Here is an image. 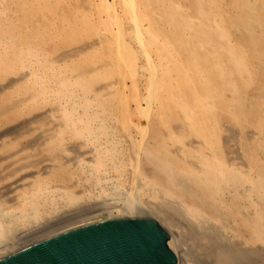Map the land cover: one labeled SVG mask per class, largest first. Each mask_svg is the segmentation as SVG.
<instances>
[{
	"label": "bare ground",
	"instance_id": "bare-ground-1",
	"mask_svg": "<svg viewBox=\"0 0 264 264\" xmlns=\"http://www.w3.org/2000/svg\"><path fill=\"white\" fill-rule=\"evenodd\" d=\"M123 2L134 24L129 43L119 21L93 23L85 0H0V126L46 106L64 121L52 136L22 144L48 153L51 163L47 178L32 183L27 212L38 215L46 183L68 188L77 174L94 183L111 170L122 178L130 163L155 211L165 218L185 208L199 223L201 255L213 264H264V0ZM139 55L149 72L145 128L128 114L123 76L125 60L136 64ZM120 140L127 159L118 157L125 155ZM69 144L90 155L75 173L61 153ZM124 201L127 215L141 213L137 197ZM215 224L236 240H224ZM8 231L0 215V238Z\"/></svg>",
	"mask_w": 264,
	"mask_h": 264
},
{
	"label": "rangeland",
	"instance_id": "rangeland-1",
	"mask_svg": "<svg viewBox=\"0 0 264 264\" xmlns=\"http://www.w3.org/2000/svg\"><path fill=\"white\" fill-rule=\"evenodd\" d=\"M85 1L89 3L88 6L90 8L89 11L92 14L91 21L93 23L97 21L96 17L98 16H101L102 20L105 22L107 21L108 23H110L111 20L119 21V23L122 24V27L127 29L124 32L125 39L128 38L127 42H131L135 33L134 24L129 16L130 8L128 9V12V6L123 0ZM109 4L111 6H109ZM109 15H111L110 18H108ZM111 23L114 26V23ZM101 30V27L98 26V35H100ZM97 42V45H99L100 41L97 40ZM131 59L133 60V58ZM131 59L127 58L125 63H123L125 67L123 69V76H127L128 78L126 84V95L129 96L130 100L128 104V114L136 125L145 128L150 124L148 119L142 115L141 110L146 105L148 87L146 80L149 78V72L144 71L146 62L141 55L136 59V64L131 63ZM22 73H28V70L25 69ZM17 78L18 76L10 77L12 80ZM112 80L105 82L109 83L112 82ZM142 80L145 82H142ZM105 82L104 84H106ZM4 84L5 83H0V87ZM135 85H137V87ZM12 88L7 90H11ZM1 94L2 93L0 92V96ZM139 99L140 102L138 101ZM50 109L51 107L46 106L44 110L34 113L35 115L33 114L32 116L24 117L9 125L0 126V201L2 200L1 202L4 201V203H6L5 206L0 209V215L4 220L6 219V222L9 225V231L7 234L0 238V255L48 234L83 222L102 219L109 216L127 215L129 213L123 210L126 206V201L124 200L128 196H134L137 197V202L139 203L141 210L140 214L154 217L168 230L170 234L169 246L178 257L176 264L214 263L212 259L201 255L194 245V237H200L201 235V231H199L201 227L198 228L200 226L199 223L195 224L190 215L187 214L185 208H182L181 216L166 213L165 218L155 211L153 206H157L156 202L153 199H149L148 196H145L142 190L143 188H141L142 184H139V182L134 181L131 178L132 167L130 163L125 167L123 173L124 177L122 178L118 177L119 172H112L111 170V172H108L109 174H101L102 178L100 177V180L95 181V184L92 183V181L89 182L88 180H82L81 177L83 175L81 174L73 176L72 181L69 182V189L65 186V188L61 187L62 184L46 183L44 185L43 196L39 198L40 210L38 215L33 216L27 212V208H25L24 204L27 202V199L32 196V189H34L32 183L38 178H40V180H45L47 178V175L43 173L44 171L47 172L50 170L51 163L46 160L49 158L48 153L43 150L42 152L39 151L37 147H35L34 151L31 150V148L23 149L22 144L31 142V140L35 138L52 136L56 127L64 123L63 119L61 117H55ZM154 113L155 110H152V113L150 112L152 115H154ZM34 117L37 119L35 122H32V118ZM115 132L117 133V131ZM18 133H20L19 136L21 138L19 137V139L15 141L13 138L16 137ZM247 136L255 140L259 138V132L255 129H248ZM136 139L139 141V138L136 137ZM123 141L124 140H120V144H123L124 146L120 147V152H124L125 155L123 157H121L122 155H118V157L120 159H127L129 154L128 144ZM73 147V144H69L66 147V150L61 153L66 159L71 161L69 162V167L75 173V171L77 172V169L73 168L79 167L84 158V163L88 164V157H90V155H86L82 158L78 153L72 150ZM87 151L88 149L83 148L80 153L83 154ZM234 162L239 163L238 160ZM33 163L35 166L30 167L29 164ZM72 163H76V165ZM75 183L77 184L73 185ZM134 191L140 192H137V194ZM68 193H74L78 198L71 203L66 196ZM231 195L232 194L227 193L225 199L229 200ZM214 227L218 233L224 234L223 238L227 242H233L236 240V238L228 232L231 230L227 231L226 229H222L218 224H215ZM255 264L260 263L257 262Z\"/></svg>",
	"mask_w": 264,
	"mask_h": 264
},
{
	"label": "water",
	"instance_id": "water-1",
	"mask_svg": "<svg viewBox=\"0 0 264 264\" xmlns=\"http://www.w3.org/2000/svg\"><path fill=\"white\" fill-rule=\"evenodd\" d=\"M169 237L154 217L109 216L33 240L0 255V264H175Z\"/></svg>",
	"mask_w": 264,
	"mask_h": 264
}]
</instances>
